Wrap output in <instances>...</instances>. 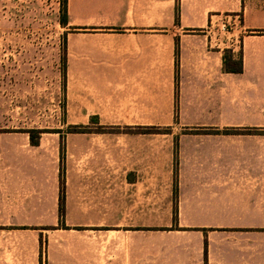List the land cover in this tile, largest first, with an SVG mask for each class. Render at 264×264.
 <instances>
[{"label":"crops","instance_id":"crops-1","mask_svg":"<svg viewBox=\"0 0 264 264\" xmlns=\"http://www.w3.org/2000/svg\"><path fill=\"white\" fill-rule=\"evenodd\" d=\"M66 25L73 30L68 76L121 77V90L130 93H153L155 77H163L166 119H155L150 95L145 119L134 124L170 123L177 93L179 124L195 129L178 135L177 170L163 163L156 174L150 154L134 165L116 159L79 186L67 176V217L97 218L116 249L125 241L124 264H136L137 234L170 264H264V0H67ZM226 55L241 57L242 70L228 69ZM87 116L73 126L106 128L98 112ZM1 178L0 198L11 187H22L18 203L33 194L25 176L21 185L9 172ZM39 187L41 198V176ZM56 199L60 208V193ZM75 211L81 215L71 216ZM155 234L166 236L157 247Z\"/></svg>","mask_w":264,"mask_h":264},{"label":"rangeland","instance_id":"rangeland-1","mask_svg":"<svg viewBox=\"0 0 264 264\" xmlns=\"http://www.w3.org/2000/svg\"><path fill=\"white\" fill-rule=\"evenodd\" d=\"M60 1L0 0V180L9 172L20 185L25 176L33 186L26 189L33 194L20 203L16 194L22 187L18 191L11 187L8 198L1 192L0 264H114L116 259L117 264H124L126 242L121 248L112 247L97 218L67 217V210L62 214L56 199L62 171L71 184L79 182V186L84 176L97 180L105 164H114L116 159L134 165L145 163L150 154L156 174L163 163L177 170L178 135L195 129L179 124L177 93L170 123L156 122L145 129L134 124L136 119H145L141 111H146L150 95L155 119H166L170 93L162 92L167 87L161 83L163 77H155L153 93H130L121 90V77L68 76L67 33L73 30L61 22ZM237 19L240 26L242 15ZM236 26L231 19V33ZM115 79L119 84H113ZM93 111L99 113L106 128L89 121L86 126L91 128L79 125L70 130L73 124L89 119L87 114ZM127 123L139 128L131 130ZM30 129L42 130L39 144L31 143L26 131ZM118 148H122L121 155L114 152ZM79 215L76 211L71 214ZM137 235L136 264H170L162 251H147V239ZM150 238L156 247L166 240L162 234Z\"/></svg>","mask_w":264,"mask_h":264},{"label":"trees","instance_id":"trees-1","mask_svg":"<svg viewBox=\"0 0 264 264\" xmlns=\"http://www.w3.org/2000/svg\"><path fill=\"white\" fill-rule=\"evenodd\" d=\"M60 2H61L62 14H63V18H62L61 22L63 25H66L67 24V0H61ZM225 63H226V67L228 69H234L235 71H241L242 67H243V61H242L241 57L240 58H233L231 56L227 57V55H226L225 56ZM76 129H78L77 126H71L70 127L71 131H75ZM82 129H84V128L82 127ZM26 131L29 132L31 143L34 145L39 144L42 130L30 129V130H26ZM226 131H230V129L229 130L227 129ZM235 131H238V129H235ZM60 178L61 179H60V202H59V205H60V211L63 214L65 211V177L63 175V171H62V175Z\"/></svg>","mask_w":264,"mask_h":264},{"label":"built area","instance_id":"built-area-1","mask_svg":"<svg viewBox=\"0 0 264 264\" xmlns=\"http://www.w3.org/2000/svg\"><path fill=\"white\" fill-rule=\"evenodd\" d=\"M222 29L225 31L228 30V21L223 23Z\"/></svg>","mask_w":264,"mask_h":264}]
</instances>
